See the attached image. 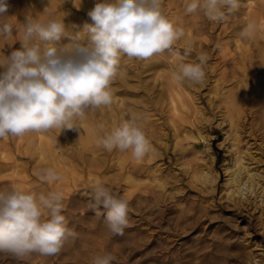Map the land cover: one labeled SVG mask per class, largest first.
<instances>
[{"label":"rangeland","instance_id":"obj_1","mask_svg":"<svg viewBox=\"0 0 264 264\" xmlns=\"http://www.w3.org/2000/svg\"><path fill=\"white\" fill-rule=\"evenodd\" d=\"M57 2L56 18L83 17L79 10L90 8V0H76L86 3V7L73 6L71 1ZM162 6L164 14L184 30L182 38L186 39L185 44L174 45L179 56L166 51L169 61L175 67L181 62H195L196 56L183 55L189 46L208 57L203 84L188 82L181 87L189 108L184 110L185 118L174 114L172 94L164 93L167 86L159 85L170 80L169 68L162 67L144 73L142 86L137 77H132L128 92L124 89V93H117V106L134 110L127 119L139 117L137 122L151 143V151L141 160L133 158L129 150H116V155L107 157L106 150L97 143L93 147L96 153L82 152L78 136L87 125L93 127L95 142L102 135L100 126L106 131L113 128L109 117L103 119L110 107L96 109L99 116L96 114L95 120H78L79 130L41 133L51 145V159L37 153L30 159L17 153L16 137L0 139V150L5 141L13 144L11 150L4 147V155L12 157L16 165L13 170L6 168L0 178L14 177L20 181L17 185L37 193L62 191V214L68 227L77 233V238L66 241L58 255L33 253L26 259H17L0 253V264H93L95 256L107 253L115 257L112 264H264L261 189L257 188L258 195L256 191H246L242 196L226 189L228 169L235 165L238 151L251 167L262 172L264 185V0H240L239 9L223 22L209 21L200 11L187 13L186 0H162ZM11 8L5 15L19 27L14 23L16 16L25 20L30 9L23 0H15ZM249 14L258 31L252 38L244 39L240 33ZM17 38L7 43L11 45ZM18 48L19 42L8 46L0 39V56ZM123 69L129 72L127 68L118 69L122 76L126 73ZM225 115L232 116L233 123ZM118 121L115 126L122 122ZM29 133L34 134L33 145L40 147L37 142L41 134ZM56 135L65 137L67 143L56 147ZM80 153L90 158L88 162L95 161L98 168L91 175L87 166L76 160ZM92 159H99L100 164ZM46 167L54 168L61 180L53 184L42 182L37 173ZM23 176L28 184L22 182ZM98 179L128 201L129 222L123 235H113L104 218L88 208L87 193Z\"/></svg>","mask_w":264,"mask_h":264},{"label":"clouds","instance_id":"obj_2","mask_svg":"<svg viewBox=\"0 0 264 264\" xmlns=\"http://www.w3.org/2000/svg\"><path fill=\"white\" fill-rule=\"evenodd\" d=\"M239 7L240 0H186L185 10L189 14L200 11L209 21L223 22ZM8 9L7 0H0V39L8 46L19 42L20 48L0 56V139L29 132L79 130L78 120L112 105L111 84L122 56L147 60L166 51L179 56L174 45L185 35L164 14L162 0H97L87 13L92 23L72 32L63 18L45 21L31 12L16 27L5 15ZM257 31L258 25L252 21L240 36L252 38ZM13 37L18 38L8 44ZM183 55L190 56L191 48L186 47ZM207 59L199 54L195 62L179 63L173 79L179 84L202 83ZM139 119L130 116L110 131L100 126L97 146L109 152L129 150L133 158L143 159L151 151V143ZM37 175L48 184L61 180L52 167ZM87 194L89 210L104 218L113 235H123L129 222L127 199L99 179ZM63 201L62 191L37 193L17 184L0 190V253L17 259L33 253L58 255L66 241L77 238L62 214ZM114 260L107 253L95 256L93 264H112Z\"/></svg>","mask_w":264,"mask_h":264},{"label":"bare ground","instance_id":"obj_3","mask_svg":"<svg viewBox=\"0 0 264 264\" xmlns=\"http://www.w3.org/2000/svg\"><path fill=\"white\" fill-rule=\"evenodd\" d=\"M15 0H7L8 4H9V10L11 11V5ZM24 2H26V4L28 5L30 12L32 13L33 16H35L37 14V16H39L42 20H48V19H64V23L66 25V27L68 28L69 32L72 31H78L80 29L83 28V25L85 23H92V21L90 20V18L88 17L87 13L93 9V7L95 6V3L97 2V0H90V2L87 5H90V8H85L84 11L79 10V12L81 14H83V17H77L74 18L72 16H61V17H55L54 15V9L58 6V2L57 0H34V2H31L32 0H23ZM71 1V4L74 6L76 5L77 7H81L84 6L86 7V3H79L76 2V0H64V3L66 4L67 2ZM37 4L36 6L34 4ZM171 3V2H170ZM184 3V2H183ZM68 4V3H67ZM165 5V4H164ZM163 5V6H164ZM49 8V12H43L45 7ZM162 6V7H163ZM168 7V6H167ZM180 11V10H179ZM43 12V13H42ZM62 14V13H61ZM248 14V13H247ZM246 16V15H245ZM183 19V18H182ZM247 21L245 23H249L252 22V17L249 14V17L247 15ZM14 20V19H13ZM23 23L24 22V18H21L20 16H16L15 18V22L18 26L19 23ZM173 22V21H172ZM187 22V21H186ZM174 23V22H173ZM244 23V24H245ZM76 25L77 28H71L72 25ZM242 24V23H241ZM174 25H176L174 23ZM209 26V25H208ZM236 26V25H235ZM237 31V30H236ZM239 32V31H238ZM240 33V32H239ZM186 39L181 38L177 43L180 44H185ZM66 42V41H64ZM190 43V42H189ZM195 43V42H194ZM187 44V43H186ZM189 46V45H188ZM190 47V46H189ZM192 47V46H191ZM193 49V48H192ZM194 50V49H193ZM204 51V50H203ZM202 51V52H203ZM202 54L200 52V50H198L197 52H194L191 50V55L192 57H197V55ZM204 55H206L204 53ZM124 57V56H123ZM169 55H167V53H163V54H158L153 56L150 59L147 60H139L136 58H132V59H120V64H119V68L118 69H122V68H127L129 69V72H126L124 69L123 71H125L126 73H124L122 76V74H120V72L117 73L116 78L113 80L112 84L116 85L117 88H112L111 87V91L113 94V103L110 106V111L108 113V116L103 117L104 120H106V117H109L108 123L111 124L112 127H115L114 123L119 122L118 120H125L127 119V116L129 113H134V110H130L128 109L126 106L122 107V104L118 107V102L116 104V99H117V93L118 91L123 92L125 89V92H128V88L130 87L128 85V82L132 81V77H137L138 81L141 82V86L143 84V79H142V75L146 72L149 71H153V70H157L159 68H169L170 70V80L168 83L162 82L161 84L159 83V85L161 86H167V88L164 87V93H170L172 94V104H173V111L174 114L176 116H181L183 119L185 118L184 116V110L186 108H188V102L185 100V98H183L185 95L182 91V88L184 86V84L188 83L187 81H185L183 84H179L177 82H174L175 80L173 79V72L176 69L174 63L172 61H169L168 59ZM232 60V59H231ZM134 64V65H133ZM158 71V70H157ZM209 78V77H208ZM132 79V80H131ZM111 84V85H112ZM167 84V85H166ZM201 84V83H200ZM203 84V83H202ZM113 86V85H112ZM150 86V85H147ZM194 87V86H193ZM198 87V86H197ZM123 88V89H122ZM151 88H156V85H152ZM121 92H119L121 94ZM124 93V92H123ZM119 94V95H120ZM186 97V96H185ZM178 98V99H177ZM222 99V98H221ZM178 100V101H177ZM224 100V99H222ZM222 100L220 101L222 103ZM231 100V99H230ZM120 104V103H119ZM109 108V107H107ZM189 109V108H188ZM187 111V110H186ZM137 112V111H136ZM186 113V112H185ZM99 116V111L98 110H92L90 111L86 116H85V120H95L97 115ZM229 121L231 123H233L232 116L230 115H225ZM87 118V119H86ZM120 118V119H119ZM85 122V121H83ZM108 125V124H107ZM109 126V125H108ZM111 129V128H110ZM239 131V130H238ZM62 133V132H61ZM41 133H38L36 135H39ZM238 135V134H237ZM45 136V135H44ZM44 136L39 135V140H38V144H40L39 146L33 145L32 142V138H34V134L32 133H27L25 135H23L22 137H16V150L17 153L23 154V155H27L29 156V158L31 159V157L33 156V154L37 153L38 156L44 157L45 159H51L50 156L52 155V149L50 143L48 142V139L45 138ZM239 136V135H238ZM38 137V136H36ZM54 138L59 139V141L56 143V147H59L62 145V143L64 144L66 141V138H62L58 135L54 136ZM68 138V137H67ZM10 139V138H9ZM38 139V138H37ZM70 139V138H69ZM2 141V140H1ZM5 141V140H4ZM14 141V140H13ZM53 141V140H52ZM69 141V140H68ZM74 141V140H73ZM94 141V142H93ZM96 141V136L93 130V127H89V125L86 126L85 129L82 130L81 135L78 136V143L81 144L83 147L81 148L83 153H87L89 151H91L93 154L96 153L97 149L93 148L94 147V143ZM239 141V139H238ZM8 142V141H7ZM7 142L5 141V143H3V149L0 150V175L3 172H6V168H11L12 167H16V165L12 162V157L5 156L4 155V151H6L7 149L5 148H12L13 144H7ZM51 142V141H50ZM54 143V142H53ZM70 143V141H69ZM5 147V148H4ZM57 149V148H56ZM11 150V149H10ZM9 150V152H11ZM50 150V151H49ZM79 151V150H78ZM74 152V151H73ZM118 151H116L115 149L111 152L106 150V154L107 157H111L114 156V154L116 155ZM54 154V153H53ZM72 154V153H71ZM77 154V153H76ZM120 154V153H119ZM36 155V154H35ZM75 155V154H74ZM78 156V155H77ZM91 156V155H90ZM236 163L232 168H229V179H228V184H227V191L228 193H238L240 194V196L242 195H246V191H256V195H258L257 192V188L261 189V191L259 192V196L262 198V202H264V185L262 183V172L256 168L251 167V165L246 162L245 157L242 155V153H240L239 151L237 152L236 155ZM21 157V156H20ZM58 157V156H57ZM56 157V159H57ZM87 157L89 158V156L87 155ZM93 157V156H92ZM91 157V158H92ZM94 158V157H93ZM40 159V157H39ZM43 160V159H41ZM76 160H80V163L85 164L87 166V169L89 172V174L91 175L92 172H94L95 167H97V165L94 162H88L89 159H86L85 156L81 155L78 156V159L76 158ZM92 160H96V159H92ZM17 161V160H16ZM52 161V160H51ZM99 162L100 164V160H96ZM37 162V161H35ZM20 163V162H19ZM33 163V162H32ZM46 163V162H45ZM17 164V163H16ZM40 164V163H39ZM38 164V165H39ZM29 165V164H27ZM32 165V164H31ZM42 165V164H41ZM45 165V164H44ZM48 165V164H47ZM46 165V166H47ZM96 165V166H95ZM19 166V165H17ZM84 166V165H82ZM101 166V165H100ZM99 166V167H100ZM139 166V163H138ZM120 167V166H119ZM130 167V166H129ZM19 168V167H18ZM86 168V167H85ZM98 168V167H97ZM6 169V170H5ZM10 169V170H11ZM16 169V168H13ZM12 169V170H13ZM29 169V168H28ZM9 170V169H8ZM9 170V171H10ZM15 172V170H14ZM22 172V171H21ZM37 172V171H36ZM76 172V171H75ZM16 173V172H15ZM19 174V173H16ZM24 174V172H23ZM20 175V174H19ZM24 179H22V182H24V184H28V181L26 180V178L23 176ZM17 181L14 177L10 180H5V179H1L0 178V190H3L6 187H10L12 184H17ZM87 182V181H86ZM85 182V183H86ZM84 183V184H85ZM80 186V185H79ZM85 186V185H84ZM22 188L26 189L25 187L21 186ZM89 188V187H88ZM87 189V188H86ZM31 190V189H28ZM37 191V190H36ZM77 194V193H76ZM263 194V195H262ZM72 196V195H71ZM73 197V196H72ZM73 199V198H72ZM76 203V202H75ZM79 203V202H78ZM77 203V204H78ZM74 204V203H73ZM85 206V205H84ZM69 207V206H68ZM74 207V206H73ZM79 208V207H78ZM183 209V208H182ZM185 209V208H184ZM89 215V214H88ZM84 216V215H83ZM89 219V218H88ZM87 220V219H86ZM84 223V222H83ZM47 258V257H46ZM60 263V262H59ZM257 264V263H256Z\"/></svg>","mask_w":264,"mask_h":264}]
</instances>
